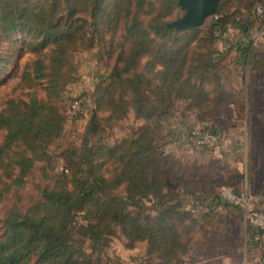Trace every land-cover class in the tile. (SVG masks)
Listing matches in <instances>:
<instances>
[{
	"label": "trees",
	"instance_id": "16d2710c",
	"mask_svg": "<svg viewBox=\"0 0 264 264\" xmlns=\"http://www.w3.org/2000/svg\"><path fill=\"white\" fill-rule=\"evenodd\" d=\"M258 5L264 0H221L205 25L176 31L167 23L181 11L177 0H0V46L11 39L31 54L16 84L23 93L0 108V202L24 186L37 163L53 168L50 147L77 98L67 87L83 47L112 58L91 92L78 145L63 151L68 174L55 175L31 208L11 207L1 219L0 264H108L74 244L79 215L78 233L92 251L119 231L132 247L145 242L153 264L181 261L191 231L184 223L195 220L165 199L178 190L164 179L160 131L169 119L218 114L229 97L222 74L231 50L255 56L246 44L261 26ZM230 29L242 36L234 41ZM9 59L0 47V74ZM129 115L144 122L107 141L105 125ZM150 198L156 215L130 208Z\"/></svg>",
	"mask_w": 264,
	"mask_h": 264
},
{
	"label": "rangeland",
	"instance_id": "374dc122",
	"mask_svg": "<svg viewBox=\"0 0 264 264\" xmlns=\"http://www.w3.org/2000/svg\"><path fill=\"white\" fill-rule=\"evenodd\" d=\"M183 12L181 9L179 15L171 17V20L178 18ZM207 22L208 18L203 25ZM260 31L257 26L250 31L251 45L257 47V54L254 57H247L252 61L248 63L250 68L247 66L248 74L244 77L242 87L233 86L235 78H232L229 81L230 85H227L222 74L223 86L229 93L225 103L232 102L233 106L230 109L236 111V116L231 117L232 120L228 122L225 120V123L230 125V134L232 133L237 139L241 138L243 142L237 140V145L234 147L221 146L220 143L214 149L195 147L187 135L188 127L196 122L194 114L185 119L179 117L169 119L160 131L159 144L163 150L164 179L172 190H178L177 195H168L165 199L169 200L170 204L178 203L179 210L189 212L191 218L195 220L188 219L184 223L190 225L192 232L185 236L189 239L187 244L189 249L182 257H188L190 261L196 260L195 257L199 254L210 250L233 251L240 254L241 249L244 248L243 238L238 236L236 227L230 222L223 221L226 219L225 216L222 219L223 213L211 207L214 203L222 202L214 195V189L217 193L216 186L228 185L238 193H252L264 185V142L262 143L264 141V35ZM230 32L231 37L235 36L234 41L242 36L237 30L230 29ZM19 46L17 43H11V39L4 41L0 46L10 56L4 71L0 74V108L8 97L23 93L16 84L31 54L25 49L19 50ZM99 52L96 46L87 44L76 57V81L69 84L67 89L70 97L82 98L83 104L79 107L80 114L66 113L64 131L50 147V151L56 155L53 168L47 169L42 167V163H37L24 186L17 191H10L0 202V221L11 207H17L22 211L31 208L38 198L40 189L51 186L55 175L68 174L63 151L70 146L78 145L80 134L93 107L91 92L95 83L109 72V67L112 65V58L107 60L106 56ZM232 52L234 49L231 50L224 68L230 57H235ZM211 121L214 125L217 123L215 117L211 118ZM143 122L129 115L123 120L105 125L107 141L130 134ZM155 200L156 198L144 199L141 205H131L130 208H137L138 212L144 215L154 216L158 212L157 206L153 203ZM232 213L238 214L235 216ZM227 214L233 218L241 217L239 211ZM84 221L83 216L79 215L71 230V237L77 247L82 248L86 253H91L92 259L98 258L101 263L108 264L155 263L145 254V242H138L132 247L119 231L111 235L105 246L92 251L86 237L78 233V226ZM263 255L259 251L247 250L244 257L248 264H257ZM179 263L180 261L170 264Z\"/></svg>",
	"mask_w": 264,
	"mask_h": 264
},
{
	"label": "crops",
	"instance_id": "0c3cea01",
	"mask_svg": "<svg viewBox=\"0 0 264 264\" xmlns=\"http://www.w3.org/2000/svg\"><path fill=\"white\" fill-rule=\"evenodd\" d=\"M246 47L247 49L252 48L253 52H251V54H257V47H254L250 44H246ZM232 54H234L235 57H230L226 63V67L223 70V77L227 85H230L229 81H231L232 78H235V83L233 86H238L241 88L244 77L248 74V63H250L252 59H247L246 56H242V54L235 49ZM232 54L231 56H233ZM248 67L250 68V65ZM232 106V102L223 104L221 109L218 111V114L215 116L217 122L215 124V130L220 138L221 146L234 147L237 145V140L243 142L241 138L237 139L236 136L233 137L232 133L230 134V125H226L225 123V120L228 122L231 117L233 118L236 116V111L230 109ZM263 142L264 141H262V143ZM247 194L251 198L252 203L256 208L264 210V185H262L260 189H256L252 191V193ZM211 207H215L216 210L218 209L219 213H223V215H221L222 219L224 216L226 217V219H223V221L230 222L231 225L236 227L238 236L243 238L244 248L241 249L240 254L234 253L233 251L220 250V252H217L210 250L207 251V253L199 254L197 257H195L196 260L194 261H190V258L188 257H182L179 264H248L244 257V255L247 254V250L259 251V253L264 254V236L248 223L240 209L233 207L232 205L223 201L219 204L214 203V205ZM233 211H239L241 217L233 218L227 214L228 212ZM232 214L237 216L238 213Z\"/></svg>",
	"mask_w": 264,
	"mask_h": 264
},
{
	"label": "built area",
	"instance_id": "2783aa9c",
	"mask_svg": "<svg viewBox=\"0 0 264 264\" xmlns=\"http://www.w3.org/2000/svg\"><path fill=\"white\" fill-rule=\"evenodd\" d=\"M263 12L264 6H256L255 13L257 15H263ZM259 29H261L260 33L264 35V19H262ZM82 102L83 99L80 97L73 100L70 104V113H77L80 110L79 107ZM187 135L191 143L197 147L214 149L220 143V138L215 130V125L209 119L196 121L189 126ZM216 194L221 201L240 209L248 223L264 236V210L256 208L247 193H238L228 185H220L217 188ZM257 264H264V255L259 258Z\"/></svg>",
	"mask_w": 264,
	"mask_h": 264
},
{
	"label": "water",
	"instance_id": "95a60500",
	"mask_svg": "<svg viewBox=\"0 0 264 264\" xmlns=\"http://www.w3.org/2000/svg\"><path fill=\"white\" fill-rule=\"evenodd\" d=\"M221 0H177L184 11L181 16L167 23L176 31L201 27L205 20L213 16Z\"/></svg>",
	"mask_w": 264,
	"mask_h": 264
}]
</instances>
